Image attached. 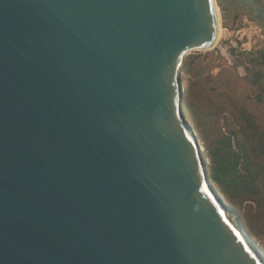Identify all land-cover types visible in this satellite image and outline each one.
Returning <instances> with one entry per match:
<instances>
[{"label": "water", "instance_id": "obj_1", "mask_svg": "<svg viewBox=\"0 0 264 264\" xmlns=\"http://www.w3.org/2000/svg\"><path fill=\"white\" fill-rule=\"evenodd\" d=\"M217 35L214 0H0V264H264L182 110Z\"/></svg>", "mask_w": 264, "mask_h": 264}, {"label": "rangeland", "instance_id": "obj_2", "mask_svg": "<svg viewBox=\"0 0 264 264\" xmlns=\"http://www.w3.org/2000/svg\"><path fill=\"white\" fill-rule=\"evenodd\" d=\"M217 2L223 37L215 46L192 50L186 56L180 72L182 110L199 141L209 178L228 207V216L236 224L241 222L264 251L259 227L264 209L257 217L250 201L237 208L210 177L213 152L226 146L229 136L235 150L261 166L264 185V100L255 82L261 75L264 84V0Z\"/></svg>", "mask_w": 264, "mask_h": 264}, {"label": "trees", "instance_id": "obj_3", "mask_svg": "<svg viewBox=\"0 0 264 264\" xmlns=\"http://www.w3.org/2000/svg\"><path fill=\"white\" fill-rule=\"evenodd\" d=\"M260 77L261 75L256 78L255 82L260 92L259 97L264 100V84L260 82ZM226 138L227 145L222 144L213 152L214 161L210 167V177L237 208L241 209L243 203L250 201L249 206L255 211L256 216L260 217L259 212L264 209V185L260 179L261 166L253 163L249 155H243L239 150H235L230 137ZM261 216L263 224L259 227L260 231H263L260 233L264 234V215ZM245 218L249 220L248 217ZM251 231L259 234L257 230L255 232L251 229Z\"/></svg>", "mask_w": 264, "mask_h": 264}, {"label": "bare ground", "instance_id": "obj_4", "mask_svg": "<svg viewBox=\"0 0 264 264\" xmlns=\"http://www.w3.org/2000/svg\"><path fill=\"white\" fill-rule=\"evenodd\" d=\"M214 2H215V5H216L217 16H218V35H217V38H216L215 42L213 43V45L211 47L215 46L216 43L221 39V37H223V32H224V26L221 23V17H220L221 15H220V12H219L218 2H217V0H214ZM211 47L204 48V49H209ZM225 214L228 216V213H227V209L226 208H225ZM228 217L230 218V216H228ZM231 221L234 223L233 219H231ZM234 224H236V223H234ZM238 227H240V225ZM246 230L247 229L244 226H243V228H241V227L239 228V232L242 235V237L251 245V247L254 249V251L256 253H258L262 257L261 259L264 261V251L256 243V241L253 240L252 237H249L250 235L247 233Z\"/></svg>", "mask_w": 264, "mask_h": 264}]
</instances>
